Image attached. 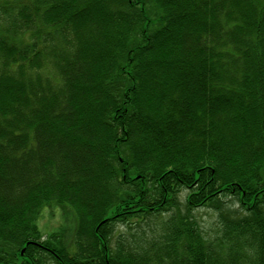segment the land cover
Returning a JSON list of instances; mask_svg holds the SVG:
<instances>
[{"label": "trees", "instance_id": "trees-1", "mask_svg": "<svg viewBox=\"0 0 264 264\" xmlns=\"http://www.w3.org/2000/svg\"><path fill=\"white\" fill-rule=\"evenodd\" d=\"M47 262L264 264V0H0V264Z\"/></svg>", "mask_w": 264, "mask_h": 264}, {"label": "rangeland", "instance_id": "rangeland-1", "mask_svg": "<svg viewBox=\"0 0 264 264\" xmlns=\"http://www.w3.org/2000/svg\"><path fill=\"white\" fill-rule=\"evenodd\" d=\"M184 193H181V200H183ZM227 210L234 211L237 209V201L234 199L228 198L227 200ZM181 209L183 207L181 206ZM239 215H242L238 211ZM194 216L199 223V227L202 229V232L209 236L213 237L216 231L217 225L219 224L218 214L214 212L212 209H199L194 212ZM72 217L71 212L69 210L61 209L60 207H50L46 208L40 216L37 217L36 224L37 228L40 231V235L46 237L47 235H60L59 231H63L62 227H71L70 218ZM166 217V216H165ZM163 218V220L165 219ZM162 221V220H160ZM159 223V222H158ZM155 221L144 222L139 225H133L131 230H127L124 227H120L117 225L116 230L125 232L127 236H129L130 243H140V241H144L146 244L155 237L162 235L164 230V226H160ZM167 226V228H169ZM65 232V231H64ZM134 236V237H133ZM61 240V239H60ZM62 241V240H61ZM67 243L64 241V244ZM70 243V241H68ZM76 249H73L74 252ZM45 264H52L51 262H47Z\"/></svg>", "mask_w": 264, "mask_h": 264}]
</instances>
